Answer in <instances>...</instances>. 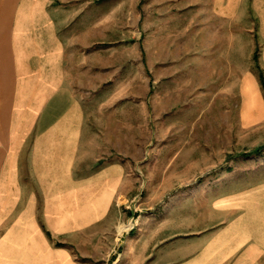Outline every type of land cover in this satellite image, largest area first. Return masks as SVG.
Returning a JSON list of instances; mask_svg holds the SVG:
<instances>
[{
  "label": "crops",
  "instance_id": "crops-1",
  "mask_svg": "<svg viewBox=\"0 0 264 264\" xmlns=\"http://www.w3.org/2000/svg\"><path fill=\"white\" fill-rule=\"evenodd\" d=\"M120 1L0 0V264H264V0Z\"/></svg>",
  "mask_w": 264,
  "mask_h": 264
},
{
  "label": "rangeland",
  "instance_id": "rangeland-1",
  "mask_svg": "<svg viewBox=\"0 0 264 264\" xmlns=\"http://www.w3.org/2000/svg\"><path fill=\"white\" fill-rule=\"evenodd\" d=\"M163 0H137V6H133V9H130L129 7V3L130 0H122L120 1L119 4L125 6L123 8L118 7L116 14H117V19L121 20V16L125 15V23L128 26V24L130 22H132L133 27H134V35L136 36L135 32L139 31L140 29V15H141V5H145L148 4V11H145V17H148L149 20V27H150V32L155 31V25H156V20H158L159 18H164L162 15H164L163 13L164 10L161 8L158 11V4L162 3ZM135 3V2H134ZM177 3L180 4L181 8L177 9V12H174V16L177 20L179 21H186L188 19V15H189V7L188 6V0H177ZM182 3V4H181ZM182 7H186V8H182ZM130 19H132L130 21ZM155 35L153 37H150V47H156V43H155ZM199 130L203 131V125L198 124ZM264 147V146H263ZM262 147V148H263ZM202 148L201 149H197V154H199L200 152H202ZM146 159V156L143 157V160ZM139 163V162H138ZM134 174H136L137 176L140 175L139 170L135 171ZM166 180L169 179V176L171 175V172L166 171ZM177 174H180L182 176V181H180L179 183H216V180L220 178V172L219 171H213V172H205V171H201V172H178ZM188 174L189 178L183 179L184 175ZM165 183H168L167 181ZM140 212V211H137ZM120 227V228H119ZM128 226L125 224H120L118 226V233L119 235H122L124 233L125 230H127ZM120 238V237H119Z\"/></svg>",
  "mask_w": 264,
  "mask_h": 264
},
{
  "label": "built area",
  "instance_id": "built-area-1",
  "mask_svg": "<svg viewBox=\"0 0 264 264\" xmlns=\"http://www.w3.org/2000/svg\"><path fill=\"white\" fill-rule=\"evenodd\" d=\"M122 224H125L128 226L127 228V231L130 230L134 224H135V217L134 216H131L127 221H125L124 223ZM120 236V235H119ZM118 255H119V251H118V248H113L111 251H110V256L113 257L112 259H110L109 263H106V264H114L115 261L117 260L118 258Z\"/></svg>",
  "mask_w": 264,
  "mask_h": 264
},
{
  "label": "trees",
  "instance_id": "trees-1",
  "mask_svg": "<svg viewBox=\"0 0 264 264\" xmlns=\"http://www.w3.org/2000/svg\"><path fill=\"white\" fill-rule=\"evenodd\" d=\"M260 80H261L262 86H264V79L261 75H260Z\"/></svg>",
  "mask_w": 264,
  "mask_h": 264
}]
</instances>
